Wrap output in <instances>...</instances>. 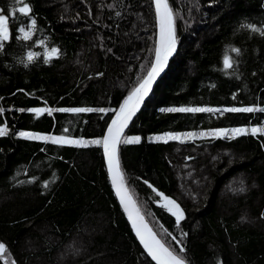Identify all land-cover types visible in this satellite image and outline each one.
Masks as SVG:
<instances>
[{"label": "trees", "instance_id": "16d2710c", "mask_svg": "<svg viewBox=\"0 0 264 264\" xmlns=\"http://www.w3.org/2000/svg\"><path fill=\"white\" fill-rule=\"evenodd\" d=\"M23 3L29 15L16 11ZM169 4L178 48L123 133L140 137V143L119 145L122 171L154 229L191 264H264V133L152 139L264 128V113L258 111H163L264 107V35L243 27H264V0ZM0 13L10 17L9 39L0 50V127L8 132L0 136V243L5 245L0 264L50 260L60 244L98 217L104 224L93 244H105L115 264H156L120 207L102 146L90 143L102 139L110 117L150 68L156 40L152 0H0ZM22 28L31 33L29 40L22 38ZM52 48L58 54L48 59ZM232 48L240 49L239 55ZM29 52L35 54L32 62ZM226 56L233 58L232 69L224 70ZM44 107L51 115L29 111ZM22 130L67 136L87 146L27 139L18 135ZM236 176L244 179L231 186ZM158 193L181 203L179 223ZM43 227L57 241L46 239ZM30 237L44 244L26 250Z\"/></svg>", "mask_w": 264, "mask_h": 264}, {"label": "snow or ice", "instance_id": "6c2138e0", "mask_svg": "<svg viewBox=\"0 0 264 264\" xmlns=\"http://www.w3.org/2000/svg\"><path fill=\"white\" fill-rule=\"evenodd\" d=\"M17 2H23V0H17ZM156 14L159 23V40L157 46L155 47V60L151 64L150 69L147 72V75L139 82L138 86L133 88L129 95L125 98L121 104L119 110L116 112L115 118L111 121L107 129V134L102 139L93 140L90 143L95 145H102L104 152L107 156V165L108 170L111 173L112 183L116 187L117 194L120 197L121 203L124 205V210L128 213L129 219L132 221L133 228L136 231V235L139 237L144 248L146 249L148 255L156 261V264H190V261L187 260L184 256L177 253L174 249H171L166 246L156 235L155 232L148 226L145 222L144 217L140 214L139 209L136 208L135 203L132 201L131 197L127 194V190L124 185V175L120 167L119 155H118V146L123 144H132L140 143V137H124L123 130L127 127L128 122L131 120L132 116L138 110L140 104L143 102L144 98L148 95L151 85L155 78L163 71L169 57L176 50V36H175V15L169 4V0H155ZM16 11L23 13L24 15H29L31 9L27 3H23V6L16 9ZM10 17L3 13H0V50L3 49V41L9 39L8 31V22ZM31 25L34 28L36 25V20L31 19ZM243 27L251 29L253 32H259L261 35H264V27L258 28L255 25L247 24ZM23 33V39L29 40L31 38V33L25 31V29H20ZM232 52L239 55L240 49L232 48ZM58 54L57 48H52L48 59L53 55ZM35 59V54L29 52L27 55V61L32 62ZM46 59L45 62H48ZM233 58L231 56H226L223 60L224 70H229L233 68ZM4 109L0 108V112H3ZM23 111V109H21ZM35 113L36 116H40L43 113H48L51 115L52 109L44 108H34L30 109ZM56 111H71V112H90V111H100L105 112L106 109H92V108H73V109H64L59 108ZM163 111L168 112H261L264 113V107L254 108V107H230L223 110L217 108H205V107H174L167 108ZM251 133L252 135H257L258 133H264V128L253 127L248 128H233L230 131L227 129H219L210 133H200L201 136L211 135L213 137L220 136H231L235 138L239 135H245ZM7 127H0V136L7 135ZM19 136L27 139H40V140H50L55 144H72L79 146H87V143L82 140L70 139L67 136H40L33 134L31 132L21 131L18 133ZM194 133L187 134H173L168 133L167 138L164 136H156L152 139L155 141H164L167 142V139L171 140H181L183 139H192L194 138ZM147 183V181H145ZM243 189H241L242 191ZM161 197L163 204L162 206L166 207L168 211L176 217L177 223L184 218L183 210L180 205L170 197L165 196L163 193H158ZM186 235V234H185ZM175 239V238H173ZM177 243H181L177 241ZM5 248L3 243H0V252ZM184 251L183 247L180 248V253Z\"/></svg>", "mask_w": 264, "mask_h": 264}, {"label": "rangeland", "instance_id": "374dc122", "mask_svg": "<svg viewBox=\"0 0 264 264\" xmlns=\"http://www.w3.org/2000/svg\"><path fill=\"white\" fill-rule=\"evenodd\" d=\"M219 12V11H217ZM133 55V51L128 53V56ZM125 80L117 82L118 85H124ZM104 98L101 97L100 100ZM253 127H250V129ZM25 132H31L33 134H37L40 136H57L52 134L45 133H34L30 130H22ZM216 131V130H215ZM194 133L195 136L200 137V132H177L173 134H187ZM203 133V132H202ZM206 133V132H204ZM168 133L160 134L159 136H164L167 138ZM203 137V136H202ZM183 139V138H182ZM237 177V176H236ZM234 177L230 183L231 186L234 185L235 182H241L244 179V176ZM236 178V179H235ZM243 181V180H242ZM178 187V186H177ZM177 194L181 200L184 199V195L180 192L181 186L177 188ZM189 189V187H186ZM104 221L101 217H98L94 221H87L83 224V227L80 231L74 232L65 242L60 244L52 253L50 260L43 259L41 257L36 258V264H115L117 259L112 258L109 254V250L107 249L105 244L95 245L93 244V239L95 234L101 233L102 226ZM42 234L49 241H57V238L53 237L50 233L47 232L46 227L41 228ZM43 241L37 238H27L25 241L26 250L33 251L39 249L43 245ZM3 252V251H2ZM1 252V253H2ZM12 260V259H11ZM10 263L7 264H15L9 260Z\"/></svg>", "mask_w": 264, "mask_h": 264}, {"label": "water", "instance_id": "95a60500", "mask_svg": "<svg viewBox=\"0 0 264 264\" xmlns=\"http://www.w3.org/2000/svg\"><path fill=\"white\" fill-rule=\"evenodd\" d=\"M152 5H153L154 16H155V22H156V40H155V47H156V46H157V43H158V40H159V23H158V18H157V14H156L155 0H152ZM175 36H176V35H175ZM176 40H177V39H176ZM177 48H178V42H177V44H176V50H177ZM176 50H175V52L169 57V59H168V61H167V64L165 65L163 71L160 72V74H159V75L155 78V80L153 81V83H152V85H151V89H150L148 95L144 98V100H143V102L140 104L138 110L135 112V114L132 116L131 120L128 122L127 127L129 126V124L131 123V121L135 118V116L139 113V111L141 110V108H142L143 105L145 104L146 100L149 98V96L151 95L152 91L154 90V88L156 87V85L158 84V82L160 81V79L163 77V75H164L165 72L167 71V69H168V67H169V64H170V60L172 59V57H173L174 54L176 53ZM154 60H155V50H154V56H153L152 63L154 62ZM152 63H151V64H152ZM150 67H151V65H150ZM149 69H150V68H149ZM149 69H148V70H149ZM147 72H148V71H147ZM147 72H146L145 76L147 75ZM145 76H144V77H145ZM144 77H143V78H144ZM143 78H142V79H143ZM140 81H141V80H140ZM138 84H139V83H138ZM138 84H137L136 86H138ZM136 86H135V87H136ZM135 87H134V88H135ZM120 106H121V105H120ZM120 106H119L118 109L113 113V115L110 117V119H109V121H108V123H107V125H106V127H105V130H104V133H103V135H102V138L107 134L108 126L110 125L111 121L115 118V116H116V112L119 110ZM127 127L124 128L123 133L126 131ZM101 146H102V145H101ZM102 150H103L104 162H105V164H106V169H107L108 178H109V180H110V184H111V186H112V189H113V191H114V193H115V195H116V198H117V200H118V202H119V204H120V207H121V209H122L124 215L126 216V218H127V220H128V223L130 224V227L132 228V231H133L134 235H135L136 238L138 239V241H139L141 247L144 249V251H145L146 254L148 255V253H147L146 249L144 248L142 242L140 241L139 237L136 235V231H135V229L133 228L132 221L129 219L128 213L124 210V205L121 203L120 197H119V195L117 194V191H116V187H115V185L112 183L111 173L109 172V170H108V165H107V156H106V154H105V152H104L103 146H102ZM118 150H119V146H118ZM120 167H121V164H120ZM121 170H122V168H121ZM122 172H123V171H122ZM123 175H124V173H123ZM124 185H125V188H126V190H127V194L131 197L132 201L135 203L136 208L139 209V212H140V214L144 217L145 222H146V223L148 224V226L152 229V231L156 233L157 237H158L163 243H165L167 247L171 248V247H170V246H169V245H168V244H167V243L161 238V236L157 233V231L154 229V227H153L152 224L150 223L149 219L147 218V216L145 215V213H144L143 210L141 209L140 205L138 204L136 198L134 197V195H133V193H132V191H131V189H130L128 183H127V180H126L125 176H124ZM174 200L180 205L181 209L184 211L183 206L181 205V203H180L179 201H177L176 199H174ZM171 249H172V248H171ZM0 253H1V252H0ZM148 256H149V255H148ZM149 258H150L154 263H156V261H154L150 256H149ZM190 264H191V263H190Z\"/></svg>", "mask_w": 264, "mask_h": 264}, {"label": "built area", "instance_id": "2783aa9c", "mask_svg": "<svg viewBox=\"0 0 264 264\" xmlns=\"http://www.w3.org/2000/svg\"><path fill=\"white\" fill-rule=\"evenodd\" d=\"M210 132H213V131H210ZM210 132H209V133H210Z\"/></svg>", "mask_w": 264, "mask_h": 264}, {"label": "flooded vegetation", "instance_id": "af4514ba", "mask_svg": "<svg viewBox=\"0 0 264 264\" xmlns=\"http://www.w3.org/2000/svg\"><path fill=\"white\" fill-rule=\"evenodd\" d=\"M172 213V212H171Z\"/></svg>", "mask_w": 264, "mask_h": 264}]
</instances>
